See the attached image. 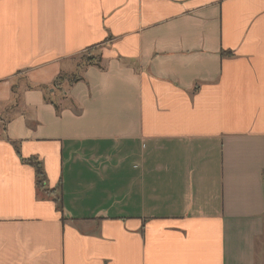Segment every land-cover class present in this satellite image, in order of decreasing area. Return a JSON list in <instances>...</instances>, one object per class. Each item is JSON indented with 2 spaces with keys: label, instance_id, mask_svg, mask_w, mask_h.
I'll return each instance as SVG.
<instances>
[{
  "label": "crops",
  "instance_id": "1",
  "mask_svg": "<svg viewBox=\"0 0 264 264\" xmlns=\"http://www.w3.org/2000/svg\"><path fill=\"white\" fill-rule=\"evenodd\" d=\"M0 264H264V0H0Z\"/></svg>",
  "mask_w": 264,
  "mask_h": 264
},
{
  "label": "trees",
  "instance_id": "2",
  "mask_svg": "<svg viewBox=\"0 0 264 264\" xmlns=\"http://www.w3.org/2000/svg\"><path fill=\"white\" fill-rule=\"evenodd\" d=\"M88 61H90V58H87V62ZM63 79H64L63 76H59L55 81L56 85H59V83L62 82ZM79 79L80 78L78 76H72L71 78H69V82L74 83ZM23 161L35 167L38 187L42 189L45 194L53 197L57 203L58 209L62 210L61 195L59 193H56L55 190L48 188L46 184L47 177L42 162L35 157L29 159H23Z\"/></svg>",
  "mask_w": 264,
  "mask_h": 264
},
{
  "label": "rangeland",
  "instance_id": "3",
  "mask_svg": "<svg viewBox=\"0 0 264 264\" xmlns=\"http://www.w3.org/2000/svg\"><path fill=\"white\" fill-rule=\"evenodd\" d=\"M84 57H87V55H86V54H84Z\"/></svg>",
  "mask_w": 264,
  "mask_h": 264
}]
</instances>
